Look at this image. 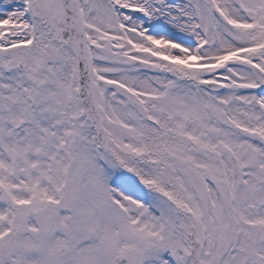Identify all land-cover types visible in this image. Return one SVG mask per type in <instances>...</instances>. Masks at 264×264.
<instances>
[{"label":"snow or ice","instance_id":"1","mask_svg":"<svg viewBox=\"0 0 264 264\" xmlns=\"http://www.w3.org/2000/svg\"><path fill=\"white\" fill-rule=\"evenodd\" d=\"M0 264H264V0H0Z\"/></svg>","mask_w":264,"mask_h":264}]
</instances>
